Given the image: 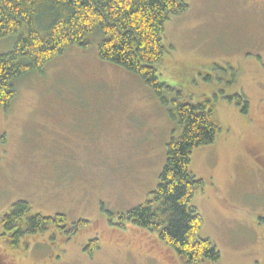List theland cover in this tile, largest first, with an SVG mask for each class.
<instances>
[{"label": "rangeland", "instance_id": "obj_1", "mask_svg": "<svg viewBox=\"0 0 264 264\" xmlns=\"http://www.w3.org/2000/svg\"><path fill=\"white\" fill-rule=\"evenodd\" d=\"M186 2L162 34L158 74L170 88L162 97L99 58L101 35L13 82L16 97L0 106V264H185L156 234L117 223L157 188L168 145L182 133L174 104L206 99L221 131L191 155L204 183L193 198L199 235L220 251L215 264H264V173L252 154L264 155V0ZM17 38L0 39V54ZM241 93L247 115L229 99ZM19 201L32 215L66 216L68 227L12 247L2 219ZM79 221L87 224L73 233Z\"/></svg>", "mask_w": 264, "mask_h": 264}, {"label": "trees", "instance_id": "obj_2", "mask_svg": "<svg viewBox=\"0 0 264 264\" xmlns=\"http://www.w3.org/2000/svg\"><path fill=\"white\" fill-rule=\"evenodd\" d=\"M187 9L186 0H0V39L18 37L10 52L0 54V106L8 110L16 97L15 80L42 69L73 46L88 48V38L96 35L103 37L98 46L101 60L138 75L162 97L163 89H170L158 74L166 53L162 34L170 17ZM229 99L248 114L249 102L242 93ZM171 115L182 133L168 145L157 188L144 204L119 215L117 227L126 229L131 224L156 234L185 264H215L221 253L210 240L200 237L204 220L193 205L204 183L191 172L193 151L213 144L221 131L215 106L209 99L179 100ZM31 210L27 202L19 201L4 214L2 235L14 248L25 236L68 227L64 215L43 217L32 215ZM86 224H72L73 233ZM97 248L98 240H93L86 250L93 253Z\"/></svg>", "mask_w": 264, "mask_h": 264}, {"label": "flooded vegetation", "instance_id": "obj_3", "mask_svg": "<svg viewBox=\"0 0 264 264\" xmlns=\"http://www.w3.org/2000/svg\"><path fill=\"white\" fill-rule=\"evenodd\" d=\"M252 154L255 156V159L257 160V163L259 164V167L261 168V170L264 173V155H261L259 152L258 153L253 152ZM2 231H3V228H2Z\"/></svg>", "mask_w": 264, "mask_h": 264}, {"label": "bare ground", "instance_id": "obj_4", "mask_svg": "<svg viewBox=\"0 0 264 264\" xmlns=\"http://www.w3.org/2000/svg\"><path fill=\"white\" fill-rule=\"evenodd\" d=\"M25 28V27H24Z\"/></svg>", "mask_w": 264, "mask_h": 264}]
</instances>
